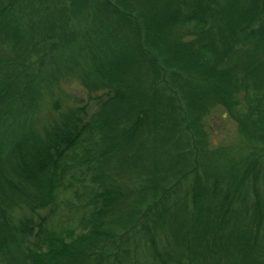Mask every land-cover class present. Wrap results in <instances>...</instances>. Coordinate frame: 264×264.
<instances>
[{
	"label": "trees",
	"instance_id": "1",
	"mask_svg": "<svg viewBox=\"0 0 264 264\" xmlns=\"http://www.w3.org/2000/svg\"><path fill=\"white\" fill-rule=\"evenodd\" d=\"M86 4L0 0V264H264V0ZM72 79L98 109L41 120Z\"/></svg>",
	"mask_w": 264,
	"mask_h": 264
},
{
	"label": "rangeland",
	"instance_id": "2",
	"mask_svg": "<svg viewBox=\"0 0 264 264\" xmlns=\"http://www.w3.org/2000/svg\"><path fill=\"white\" fill-rule=\"evenodd\" d=\"M56 1L57 0H49L50 8L55 13L59 12V9H57L55 5ZM102 1L103 0H78V3H87V7L84 9V12L81 13L84 19L83 29H107L106 26L103 25L106 23L103 12L100 13L94 6V4ZM55 92L56 98L54 101H56V103L54 104L59 107L57 109L60 112L53 111L51 108L52 103H48L41 111V120L48 119L53 116V114L59 116V114H63L70 109L75 110L76 108H86L87 113L91 115V113L98 109L99 97L104 95L103 92L93 93L89 91L76 79L65 80L61 82L59 86L56 85ZM205 124L210 147L213 148L211 150H216L215 153L217 155H224L231 151V149H239L243 146L236 121L222 107L218 106L214 108L206 118ZM137 240L138 239L135 238V241ZM131 249L132 254L127 264H151L150 257L143 248H137V246L133 244Z\"/></svg>",
	"mask_w": 264,
	"mask_h": 264
}]
</instances>
